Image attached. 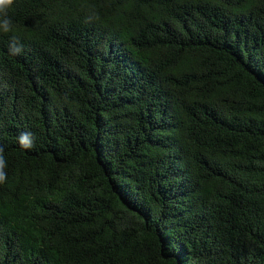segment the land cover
Segmentation results:
<instances>
[{"label":"trees","instance_id":"1","mask_svg":"<svg viewBox=\"0 0 264 264\" xmlns=\"http://www.w3.org/2000/svg\"><path fill=\"white\" fill-rule=\"evenodd\" d=\"M4 19L0 264H264V0Z\"/></svg>","mask_w":264,"mask_h":264},{"label":"clouds","instance_id":"2","mask_svg":"<svg viewBox=\"0 0 264 264\" xmlns=\"http://www.w3.org/2000/svg\"><path fill=\"white\" fill-rule=\"evenodd\" d=\"M14 0H0V14L6 16L7 9L10 8L13 4ZM0 30L4 33H8L12 30L10 26V22L7 19H4L2 25H0ZM15 45V47H13ZM10 52L13 54H20L22 51V47L19 45V41L17 38H13L12 44H10ZM19 145L24 149H31L34 146V137L31 132H23L18 137ZM6 167V162L3 157V148L0 147V184L4 183L7 177L4 168Z\"/></svg>","mask_w":264,"mask_h":264}]
</instances>
